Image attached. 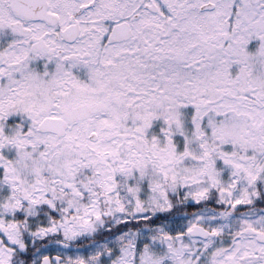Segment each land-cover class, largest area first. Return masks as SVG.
Instances as JSON below:
<instances>
[{
    "label": "snow or ice",
    "instance_id": "obj_1",
    "mask_svg": "<svg viewBox=\"0 0 264 264\" xmlns=\"http://www.w3.org/2000/svg\"><path fill=\"white\" fill-rule=\"evenodd\" d=\"M0 264H264V0H0Z\"/></svg>",
    "mask_w": 264,
    "mask_h": 264
}]
</instances>
